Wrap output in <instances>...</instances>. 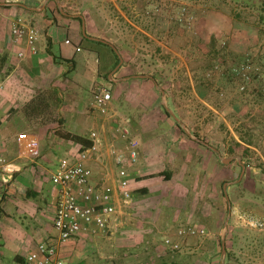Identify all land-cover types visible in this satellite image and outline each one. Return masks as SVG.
I'll return each mask as SVG.
<instances>
[{
  "label": "rangeland",
  "instance_id": "rangeland-1",
  "mask_svg": "<svg viewBox=\"0 0 264 264\" xmlns=\"http://www.w3.org/2000/svg\"><path fill=\"white\" fill-rule=\"evenodd\" d=\"M234 1H169L142 15L143 20H151L160 16L161 11H168L169 45L181 56L170 51L169 57L177 60L167 66L128 67L125 72L129 74L151 76L157 73L161 84L152 78L147 91L129 86V90L122 91L124 94L120 99L110 101L111 105H119L116 123L126 120L132 135L139 141V158L128 167L131 202L121 201L122 225L102 237L103 264H139L142 261L152 264L153 260L144 255L147 248L151 249L150 244H134L136 237L143 238L148 234L155 236L153 245L157 246L165 244L166 237L175 238L179 248L167 249L172 255L175 251L185 253L184 264H194L189 258L192 251L206 253L203 264L208 261L226 264L227 251L238 264H264V229H250L235 219V212H240L264 221V33H259L262 37L259 46L251 42L248 50L240 53L230 48L229 35L210 36L206 31L207 26L212 30L221 24H215L211 13L221 15L223 10L234 19L238 15L244 16L246 24L255 30L261 24L264 29L263 2ZM120 21L127 29L135 28L124 19ZM198 29L206 32L199 33ZM178 34L183 38L178 40ZM248 36L252 40V35ZM253 36L256 39L258 35ZM178 45L180 49L176 48ZM83 58L88 59L90 67L97 69L104 62L102 54L90 50L86 43L77 52L76 60ZM182 58H187V64ZM80 68L79 65L76 71ZM76 75L73 73L72 83L79 80ZM124 86L127 83H120L121 89ZM106 87L112 95L114 90L118 94L113 87ZM90 89L89 80L77 88L71 84L63 91V108L61 105L46 111L34 117L36 120H32L24 109L11 113L4 120L1 139L16 144L17 137L33 130V126L47 127L48 132L49 127L54 126L53 135L59 138L69 131L89 136L98 128L95 116L88 111L93 88ZM125 94L129 95L130 102ZM95 112L99 113L97 109ZM117 126L114 139L119 140L122 137ZM109 128L110 124H107L110 138ZM197 138L214 150H220L222 155L217 158ZM61 147L55 146L56 152L50 149L52 160L47 167L51 170H56L60 158L79 149L74 143ZM197 150L203 152L198 154ZM230 156L234 158L229 159ZM162 170L171 172V178L164 174L149 176ZM46 187L49 188V182ZM144 187L148 189L147 193L141 192ZM140 200L151 204L145 214L142 213L148 222L139 221L143 219L141 215H129L131 205ZM33 219L30 216L25 219L21 213L0 219V258H6L7 264H16L10 257L17 248L25 251L27 238H32L35 243L44 240V233L36 231ZM189 226L202 227L207 234L178 235V229ZM48 230L54 232L51 222ZM119 241H125L121 247ZM209 252L215 258H211Z\"/></svg>",
  "mask_w": 264,
  "mask_h": 264
},
{
  "label": "crops",
  "instance_id": "crops-1",
  "mask_svg": "<svg viewBox=\"0 0 264 264\" xmlns=\"http://www.w3.org/2000/svg\"><path fill=\"white\" fill-rule=\"evenodd\" d=\"M169 1L185 0H20L16 3L0 0V147L7 159L3 174L0 176V219L10 217L12 213H21L25 219H28V216L33 217L36 231H41L42 235L43 233L45 235L42 242H57L58 254L64 264H103L104 259L101 258L105 257V252L102 251L104 247L102 237H105V233L98 235L81 233L66 241L58 242L57 240V231L53 224L56 212V195L55 185L51 180L54 170L49 169L47 165L52 160L50 149L56 152L55 146L67 147L74 142L53 135L54 126L49 127L50 132L47 127L33 126V130L29 132L35 135L40 143V155L33 158L26 153H21L22 150L18 142L12 144L9 140L1 139L4 120L11 113L23 109L32 120H36L34 117L53 108H58L51 102L48 104L46 101L31 102L36 95H41L43 91L57 89L63 99V91L68 90L71 84L77 88L87 80L91 82V89L96 84L116 89L118 94H115L114 90L112 99H120L122 91L129 90V86L139 90L143 88L147 91L153 81L150 75L132 74V72L129 74L125 70L128 67L141 65L167 66L177 60L176 57H169L170 51L181 56L169 45L168 11L166 10L164 13L161 11L160 16L156 15L151 20H143L142 16L150 10L153 11L154 6L158 7L159 4ZM190 1L208 2L213 0ZM217 1L235 2L234 0ZM254 1L264 3V0ZM220 13L222 14L211 13L215 24L217 22H221V24L216 27L217 29H212L213 31L209 26L206 27L210 36L211 34H215L214 36L229 35L230 48L240 53H245L251 42L257 46L260 45L262 37H259V33H264V29H261L263 24L255 30L254 27L246 24V18L242 15H238L234 19L225 10ZM19 18L27 27L36 31L37 51L35 53L32 52L25 37L16 41L12 36V24ZM120 19H124L128 25L131 24L135 28H125ZM153 27L157 28L153 30ZM198 30L199 33L206 32L205 29ZM249 34L252 35V40H250ZM253 35L258 36L255 39ZM176 38L179 40L183 36L180 37L178 34ZM66 40L70 42L67 43ZM84 43L90 50H97L102 54L104 62L98 69L90 67L86 58L81 61L76 60L77 52ZM176 48L180 49V46L178 45ZM182 59L187 64L185 61L187 58ZM99 62H101L100 59ZM79 65L82 68L76 71ZM73 73H77L76 77L79 79L74 83L71 82ZM122 82L127 83V86L121 89L120 83ZM128 94H125L124 97L130 102ZM144 95L146 94H142V96ZM110 105V112L106 115L95 112L91 107L88 109L93 113L91 115L95 116L94 119L98 123V128L93 131H96L99 138V150L93 153L88 164L92 168L95 182H106L117 186L118 167L115 165L110 150L112 148L123 149L126 142L123 138L114 139V128L119 124L116 123V120L120 113L117 110L119 105ZM60 108H63V105ZM107 124H110V138L107 134ZM46 141L47 143H45ZM202 145L209 147L212 153L217 155V158L222 155L220 150H214L210 145ZM76 146L79 145L76 144ZM181 148L184 150L183 147ZM196 152L200 154L203 151L197 150ZM232 158L234 157H229V159ZM48 182L49 188L47 189ZM117 205L116 218L119 221L118 226H120L123 214L120 200ZM150 205L142 200L136 201L131 205L129 215H141L140 217L143 219H139V221L146 222L148 219L142 213L145 214L144 211L148 210ZM50 222L54 232L48 230ZM96 238H98L97 241ZM173 239L175 241V238ZM26 242L25 251L22 248H17L14 256L10 257L11 261L14 260L16 264H26V256L30 251L36 249L37 244L41 241L38 240L35 243L29 237ZM122 242L125 241L118 243L120 247ZM140 242L150 244L148 246L151 249L147 248L144 255L153 260L152 264L185 263V253L175 251L172 255L167 249L173 250L171 247L163 243L160 246L153 245L156 243L153 234L145 235L143 238L136 237L134 244L138 245ZM189 254H191L189 258L193 260L194 264H203L205 261L203 258H207L206 253L192 251ZM208 254L211 258H215V256H211V252ZM166 258L169 260L167 261ZM6 260V258H0V264H7ZM139 264L147 263L142 261ZM205 264H215V262L208 261ZM226 264H238L233 260L229 251L226 256Z\"/></svg>",
  "mask_w": 264,
  "mask_h": 264
},
{
  "label": "built area",
  "instance_id": "built-area-1",
  "mask_svg": "<svg viewBox=\"0 0 264 264\" xmlns=\"http://www.w3.org/2000/svg\"><path fill=\"white\" fill-rule=\"evenodd\" d=\"M12 3L20 0H7ZM14 40L26 38L32 52L37 51L35 44L36 31L27 27L19 18L12 24ZM69 43V40H66ZM22 54V53H20ZM112 93L106 86L96 84L92 89L91 109H97L101 114H109V105ZM117 130L125 140L123 149L112 148L115 165L118 167L117 186L106 182H95L93 171L88 162L94 152L99 150V138L96 131H92L90 138L92 145L59 159L56 170L52 172L51 180L55 185L56 212L53 220L57 231V240L66 241L71 237L86 233L98 235L107 233L118 226L116 214L117 202H131V179L128 167L134 165L139 158V141L132 135L126 120H122ZM17 141L21 153H26L33 158L40 155L38 138L30 132L19 135ZM6 156L0 147V176L3 174ZM230 216V215H229ZM235 219L242 222L250 229H264V221L235 212ZM207 234L202 227L189 226L178 229V235L199 236ZM165 244L173 249L179 248V243L172 237L165 238ZM26 264H64L58 254L57 242L43 241L36 250L26 256Z\"/></svg>",
  "mask_w": 264,
  "mask_h": 264
},
{
  "label": "trees",
  "instance_id": "trees-1",
  "mask_svg": "<svg viewBox=\"0 0 264 264\" xmlns=\"http://www.w3.org/2000/svg\"><path fill=\"white\" fill-rule=\"evenodd\" d=\"M119 60V59H118ZM118 63V62H117ZM137 74V73H134ZM151 78L156 79V83L157 84H161V79L159 78L158 74H151ZM48 104L49 102H51L54 105H57L58 107L60 106L61 102H62V98L59 95V92L57 89H50L48 91H43V93L40 95H36L33 100L31 102H45ZM63 137L73 141L74 143L78 144L79 146V150H82L86 147H89L92 145L93 141L91 140L90 137L87 136H83V135H79V134H70L67 133L66 135H63ZM165 175L167 178H171V172L162 170L159 171L158 173H150L149 176H155V175ZM141 192L143 193H147L148 189L146 187L141 189ZM228 254V251L226 253V256ZM226 258V257H225Z\"/></svg>",
  "mask_w": 264,
  "mask_h": 264
},
{
  "label": "water",
  "instance_id": "water-1",
  "mask_svg": "<svg viewBox=\"0 0 264 264\" xmlns=\"http://www.w3.org/2000/svg\"><path fill=\"white\" fill-rule=\"evenodd\" d=\"M197 140L200 141L202 144L208 145V143H206L205 141H203V140H201L199 138H197ZM244 169H245V167L243 166L242 167V173L244 172ZM227 222H228V219L226 221V224H227ZM222 246H223V251H225V243H224V240L222 241Z\"/></svg>",
  "mask_w": 264,
  "mask_h": 264
}]
</instances>
